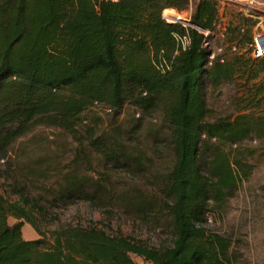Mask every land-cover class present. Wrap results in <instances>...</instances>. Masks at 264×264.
Wrapping results in <instances>:
<instances>
[{"label":"trees","instance_id":"obj_1","mask_svg":"<svg viewBox=\"0 0 264 264\" xmlns=\"http://www.w3.org/2000/svg\"><path fill=\"white\" fill-rule=\"evenodd\" d=\"M190 8L191 25L164 17ZM219 23L218 0H0V154L37 127L63 129L77 158L56 187L41 185L51 204L119 203L172 235L156 247L97 225H66L51 231V242L28 240L24 222L42 234L41 197L11 201L0 192V264H137L133 255L149 264L224 263L231 241L205 224L252 173L239 146L264 138V56H252L258 21L245 16L226 28L232 54H215ZM227 83L242 91L236 115L215 114L207 101L208 87ZM128 104L160 115L156 138L170 149L163 170L130 142L143 116L128 137L120 121ZM95 106L111 112L110 130L88 125ZM91 152L147 187L117 192ZM49 174L31 169L37 183Z\"/></svg>","mask_w":264,"mask_h":264},{"label":"rangeland","instance_id":"obj_2","mask_svg":"<svg viewBox=\"0 0 264 264\" xmlns=\"http://www.w3.org/2000/svg\"><path fill=\"white\" fill-rule=\"evenodd\" d=\"M220 5V23L210 39V48L215 54L230 56L232 50L226 41V28L233 27L241 18L249 17L264 20V0H218ZM168 10V9H167ZM192 8L187 11H164L169 21L178 17L190 20ZM184 25H191L183 22ZM242 91L235 83H227L219 89L208 87L207 101L215 114H237L238 102ZM264 112V111H263ZM88 125H99L102 129L111 128V112L104 107L95 106L86 113ZM143 116L142 126L135 131L130 139L136 147L146 150L154 159L156 169L163 170L170 158V149L159 143L156 133L161 124L157 112L143 114L133 105L125 106L120 116L121 125L133 132L138 123L137 118ZM77 142L68 132L57 127L40 126L27 135L19 138L2 155L0 154V192L11 201L35 199L41 197L44 210L36 215V221L42 231L40 234L30 223L24 222L23 237L39 239L43 237L52 241L51 231L66 225H97L110 233H120L141 239L150 246L160 247L172 241L171 231L162 223L149 219L132 207L119 203L107 202L105 205L76 201L68 205L51 204V196L41 185L56 187L71 167V161L77 158ZM241 152L248 158L253 170L248 179L244 180L231 198L226 209L221 213L209 212L206 227L231 241V248L222 264H264V138L250 136L240 144ZM93 166L97 173L106 171L107 176L116 185L117 192L135 191L137 187L146 188L145 178L135 176L123 170L109 168L95 153ZM47 167L50 174L39 179L38 183L31 175V169ZM89 172L82 169L81 172ZM56 171V172H54ZM54 172V174L52 173ZM61 172V174H57ZM44 183V184H43ZM138 189V188H137ZM135 193V192H134ZM18 220L10 217L9 223ZM137 264L142 259L133 255Z\"/></svg>","mask_w":264,"mask_h":264},{"label":"built area","instance_id":"obj_3","mask_svg":"<svg viewBox=\"0 0 264 264\" xmlns=\"http://www.w3.org/2000/svg\"><path fill=\"white\" fill-rule=\"evenodd\" d=\"M252 56L254 58H259L264 56V20L261 17L259 18V21L254 29ZM142 262H143L142 264H149L144 262L143 260Z\"/></svg>","mask_w":264,"mask_h":264},{"label":"water","instance_id":"obj_4","mask_svg":"<svg viewBox=\"0 0 264 264\" xmlns=\"http://www.w3.org/2000/svg\"><path fill=\"white\" fill-rule=\"evenodd\" d=\"M171 22H181V23L187 22V23L191 24L190 20H187V19H184V18H177V20H172Z\"/></svg>","mask_w":264,"mask_h":264},{"label":"bare ground","instance_id":"obj_5","mask_svg":"<svg viewBox=\"0 0 264 264\" xmlns=\"http://www.w3.org/2000/svg\"><path fill=\"white\" fill-rule=\"evenodd\" d=\"M172 11H174V9H168V10H166V15H168V13L167 12H172ZM166 17V16H165ZM178 18H181V17H178ZM168 19V18H167Z\"/></svg>","mask_w":264,"mask_h":264}]
</instances>
